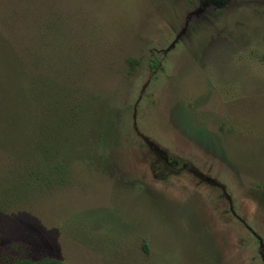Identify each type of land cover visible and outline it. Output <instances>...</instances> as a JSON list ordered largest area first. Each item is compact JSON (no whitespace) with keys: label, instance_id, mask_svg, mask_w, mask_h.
<instances>
[{"label":"rangeland","instance_id":"374dc122","mask_svg":"<svg viewBox=\"0 0 264 264\" xmlns=\"http://www.w3.org/2000/svg\"><path fill=\"white\" fill-rule=\"evenodd\" d=\"M35 82L96 119L67 183L0 210V264H264V0H0L4 182Z\"/></svg>","mask_w":264,"mask_h":264},{"label":"trees","instance_id":"16d2710c","mask_svg":"<svg viewBox=\"0 0 264 264\" xmlns=\"http://www.w3.org/2000/svg\"><path fill=\"white\" fill-rule=\"evenodd\" d=\"M20 62V61H19ZM21 63V62H20ZM130 66H135L138 61H128ZM22 67V64H20ZM150 68L156 69V64L153 62ZM37 82L33 84L35 93V100L45 109L43 111L35 110L38 113L34 124L30 141L27 144V156L23 155L21 163L23 168L21 171L18 169L14 172L15 175L4 182L0 179V210L4 211L5 208L20 207L25 201L28 200L29 195H32L36 188L50 189L52 187H62L67 183L69 176L70 161L68 147L70 148V133L72 128L80 120L88 117H95L93 112L85 111L83 107L76 109L69 107L62 112V117L59 121H53L52 118L60 112L58 102V92H55L53 85L42 84L43 89H37ZM4 118L11 119V113ZM2 116V114H0ZM96 122H100L97 121ZM2 127L4 124L0 120ZM103 134L99 133V137ZM145 252L146 249L144 248ZM12 264H68L56 259L43 257L37 260L33 259H17Z\"/></svg>","mask_w":264,"mask_h":264}]
</instances>
